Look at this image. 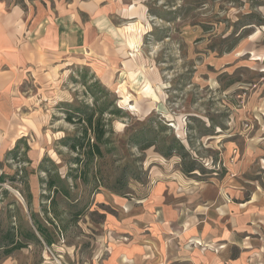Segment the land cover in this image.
I'll use <instances>...</instances> for the list:
<instances>
[{
  "label": "rangeland",
  "instance_id": "374dc122",
  "mask_svg": "<svg viewBox=\"0 0 264 264\" xmlns=\"http://www.w3.org/2000/svg\"><path fill=\"white\" fill-rule=\"evenodd\" d=\"M139 7L148 26L136 25L143 35L138 56L113 85L96 77L127 117L113 121L108 154L88 184L73 180L76 154L62 143L78 129L65 120V109L93 104L86 91L94 80L82 83L85 56L35 67L23 84L26 101L16 124L27 136L17 145L18 157L0 163V179L10 177L0 183V224H10V211L11 222L33 227L24 199L32 189V212L57 243L48 246L38 234L41 245L1 256L0 264H62L66 246L92 254L110 236L123 203L140 205L173 175L197 191L242 188V199L225 193L227 201L257 194L264 208V0H143ZM142 132L158 136L144 151L130 141ZM174 141L177 148L165 157ZM56 175L70 199L55 196L51 206L54 194L45 181ZM49 207L56 209L55 226L45 217Z\"/></svg>",
  "mask_w": 264,
  "mask_h": 264
},
{
  "label": "crops",
  "instance_id": "0c3cea01",
  "mask_svg": "<svg viewBox=\"0 0 264 264\" xmlns=\"http://www.w3.org/2000/svg\"><path fill=\"white\" fill-rule=\"evenodd\" d=\"M142 1L0 0V163L27 136L17 132L16 122L26 101L22 86L34 68L82 55L95 77L113 85L142 46L135 30L148 26ZM168 179L140 205L123 203L110 236L92 254L66 246L62 264H264V208L257 194L228 202L225 193L242 199L244 190L226 185L197 191L180 186L190 185L181 177Z\"/></svg>",
  "mask_w": 264,
  "mask_h": 264
},
{
  "label": "trees",
  "instance_id": "16d2710c",
  "mask_svg": "<svg viewBox=\"0 0 264 264\" xmlns=\"http://www.w3.org/2000/svg\"><path fill=\"white\" fill-rule=\"evenodd\" d=\"M81 76L84 80L82 83L85 86L88 85L89 78L94 80L89 90L86 91V94L93 100V104L89 105L87 103H82L69 106V109H65V120L67 123L77 126L78 129L76 134L63 139L62 143L72 153L76 154L73 165L76 166L79 174L73 177V180L77 181L81 179L85 184H88L89 177L92 174L96 177L98 174L94 173L96 163L104 159L108 154V148H110L112 143L110 138L113 134V121L126 118L127 114L123 109L117 106V99L113 93L107 90L89 69L82 70ZM157 138V135L149 137L147 132H142L134 136L130 141H133L135 146L144 151L153 147L154 144L158 142ZM174 142V144L168 147V152L163 153L165 157L172 156L173 150L177 148L178 143L176 141ZM11 154H14L15 158H17L18 147H16ZM45 161L46 159L43 162ZM194 171L195 169L192 168L188 172L191 173ZM9 178V176H3L0 179V183H5ZM10 180L16 182V177ZM45 183L47 190L54 194V199L51 200V206L56 204L55 196L60 195L62 198L67 200L70 199V192L59 175H56L55 178L47 179ZM24 199L31 212V219L35 230L31 225L24 227L23 225L18 226L11 222V220L16 217L9 211L8 219L10 224L5 226V228L0 224V257H10L15 252L26 249L31 243L41 245V239H43L48 246L53 244L50 230L41 223L37 214L32 212V194L30 193ZM53 212L56 214V211L53 210ZM45 215L47 221L51 223L47 210H45Z\"/></svg>",
  "mask_w": 264,
  "mask_h": 264
}]
</instances>
